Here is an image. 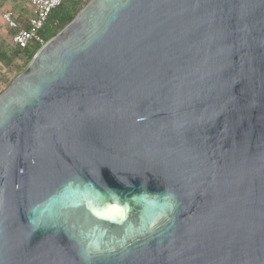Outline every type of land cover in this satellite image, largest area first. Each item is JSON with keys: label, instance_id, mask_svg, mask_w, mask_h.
<instances>
[{"label": "water", "instance_id": "water-1", "mask_svg": "<svg viewBox=\"0 0 264 264\" xmlns=\"http://www.w3.org/2000/svg\"><path fill=\"white\" fill-rule=\"evenodd\" d=\"M0 264H264V0H88L0 92Z\"/></svg>", "mask_w": 264, "mask_h": 264}, {"label": "built area", "instance_id": "built-area-1", "mask_svg": "<svg viewBox=\"0 0 264 264\" xmlns=\"http://www.w3.org/2000/svg\"><path fill=\"white\" fill-rule=\"evenodd\" d=\"M26 1L32 11V17L29 20V26L27 29L17 30V18L12 10H7L1 14V19L7 28L10 30H17L11 36V43L21 51L30 45H43L45 43L39 32L44 23L47 21L52 10H54L63 2V0ZM14 77L15 71L12 67L5 68L0 72V92L11 82Z\"/></svg>", "mask_w": 264, "mask_h": 264}, {"label": "trees", "instance_id": "trees-1", "mask_svg": "<svg viewBox=\"0 0 264 264\" xmlns=\"http://www.w3.org/2000/svg\"><path fill=\"white\" fill-rule=\"evenodd\" d=\"M88 0H63V2L56 7L49 14L47 21L44 23L39 34L44 40L48 41L51 37L57 34L67 23H69L72 18L76 15L79 9L87 2ZM40 44L30 45L27 48L23 49L20 53H16L14 58L6 64V68L12 67L15 71V75L18 74L29 62L34 53L40 47ZM20 54L19 56H17ZM21 58L23 65H20L15 61L16 59Z\"/></svg>", "mask_w": 264, "mask_h": 264}, {"label": "crops", "instance_id": "crops-1", "mask_svg": "<svg viewBox=\"0 0 264 264\" xmlns=\"http://www.w3.org/2000/svg\"><path fill=\"white\" fill-rule=\"evenodd\" d=\"M7 10L15 13L17 30L27 29L32 17L31 8L26 0H0V72L7 67L6 64L14 58L16 53L21 52L11 43V36L17 30L7 28L1 19V14Z\"/></svg>", "mask_w": 264, "mask_h": 264}, {"label": "rangeland", "instance_id": "rangeland-1", "mask_svg": "<svg viewBox=\"0 0 264 264\" xmlns=\"http://www.w3.org/2000/svg\"><path fill=\"white\" fill-rule=\"evenodd\" d=\"M16 55V54H15ZM15 61H17V63H19L20 65H23L24 63L22 62V59L21 58H17Z\"/></svg>", "mask_w": 264, "mask_h": 264}]
</instances>
